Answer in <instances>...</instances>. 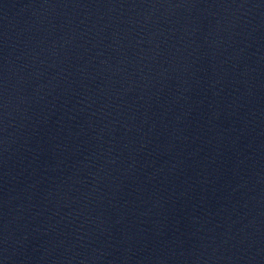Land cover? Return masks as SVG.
<instances>
[{"label": "water", "instance_id": "obj_1", "mask_svg": "<svg viewBox=\"0 0 264 264\" xmlns=\"http://www.w3.org/2000/svg\"><path fill=\"white\" fill-rule=\"evenodd\" d=\"M0 264H264V0H0Z\"/></svg>", "mask_w": 264, "mask_h": 264}]
</instances>
